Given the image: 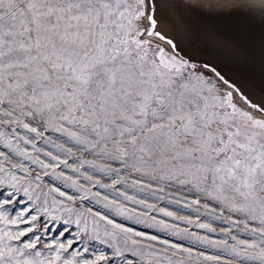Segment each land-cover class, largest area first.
<instances>
[{
	"label": "snow or ice",
	"instance_id": "1",
	"mask_svg": "<svg viewBox=\"0 0 264 264\" xmlns=\"http://www.w3.org/2000/svg\"><path fill=\"white\" fill-rule=\"evenodd\" d=\"M166 7L167 0H0V143L10 153L0 152V264H153L158 255L151 244L134 238L156 236L83 204L74 207L89 199L90 189L56 172L61 163L69 167L67 160L44 152L56 161L45 163L13 145L14 138L41 152L36 143H52L45 136L49 131L83 151L103 154L119 165L113 169L117 176L121 168L166 169L170 176L162 178L174 176L214 204L258 222L260 227L249 229L245 221L253 239L238 240L231 254L264 264V104L252 103L215 66L182 54L174 39L158 30L163 15L157 10ZM189 7L264 21V0H198ZM234 93L246 107L238 106ZM13 157L30 160L41 171L33 176L34 170ZM44 176L62 180L79 195L46 184ZM72 223L80 231L71 232ZM52 232L66 243H45L47 254L35 250L41 233ZM82 234L111 254L98 251L81 259L89 253L86 242L82 252H70ZM24 237L20 247L13 246Z\"/></svg>",
	"mask_w": 264,
	"mask_h": 264
},
{
	"label": "rangeland",
	"instance_id": "2",
	"mask_svg": "<svg viewBox=\"0 0 264 264\" xmlns=\"http://www.w3.org/2000/svg\"><path fill=\"white\" fill-rule=\"evenodd\" d=\"M178 47L180 48L179 45ZM208 75L211 74L208 73ZM234 97L238 102V106L246 107L237 93H234ZM4 130L11 131L10 128ZM17 131L29 138L33 135L25 133L22 129H17ZM45 136L50 137L52 143L46 144L43 140L38 141L36 147L40 148L41 152H36L31 144L25 145L22 141H17L14 138L13 145L19 144L20 149L26 150L32 157H39L45 163H56V161H52L48 156L43 155L44 152L56 155L60 160H67L69 167H65L61 163L56 172H63L65 176L76 180L77 185H84L85 189H90L89 199L77 200L74 207L78 208L83 204L85 208H92L93 211L106 214L125 227L141 231L146 236H156L158 239L155 241L134 237L141 240L142 244L152 245L151 251L158 254L157 257L151 258L153 264H259L258 261L242 260L231 254L232 247L236 245L238 240L251 242L253 239L245 230L247 218L244 214L229 212L219 204H214L203 193H197L191 184L181 185L177 183L174 176L162 178L170 176L166 169L164 172H158L155 166L153 168L143 166L141 172H136L132 169L121 168L120 174L117 176L113 169L118 168L119 165L107 159L103 154L94 155L83 151L80 145H76L73 141L68 140L66 136L56 132H46ZM58 146H62L64 150L70 148L72 150L71 154H66L63 150L58 151ZM0 152L10 155L9 150L4 147L3 143H0ZM2 159L0 157V160ZM13 160L15 162L22 161L26 167L34 170L33 176L36 171H41L30 160H23L22 157H13ZM9 166L5 163L6 168ZM47 171L51 172L52 169L49 168ZM145 172L148 174H144ZM16 174L18 176L24 175L21 172ZM84 175L91 176V181L85 180ZM43 180L46 184L59 186L61 190L71 195H79L72 188L64 187L62 180H56L50 176H44ZM114 181L119 182L114 183ZM68 183H71V181H68ZM95 193H99V196L94 195ZM129 197L132 199H128ZM197 199L199 204L193 203ZM205 205H208V207H205ZM120 209H123V214ZM161 209L171 212L172 215H163ZM63 215L66 217L68 214L63 213ZM232 221H236V223ZM247 224L249 229L260 227L258 222L251 220H247ZM200 225H207L208 227H201ZM88 227L90 231L92 227L91 220H89ZM67 228L71 232L80 231L74 223L67 225ZM209 228H212L213 231H209ZM41 235L42 240L35 250L45 254L48 253V249L43 246L45 243H53L57 239L66 243V240L57 237L55 232L47 235L41 233ZM233 236L236 237V240L232 239ZM67 238L76 239L74 236H68ZM27 240L28 237H24L20 242L13 241L12 244L14 247H20ZM79 240L80 242L74 243L73 248L69 251L79 248L82 252L86 242L89 253H84L80 257L81 259L85 257L94 258L91 254L98 251L111 254L112 250L107 248L106 245L88 240L87 236L83 234ZM159 240H165L168 244H160ZM171 244L178 245L179 248H171ZM241 250H243L242 246ZM125 256L128 257L130 254L126 253ZM206 256L219 257V259L209 260L205 259Z\"/></svg>",
	"mask_w": 264,
	"mask_h": 264
},
{
	"label": "bare ground",
	"instance_id": "3",
	"mask_svg": "<svg viewBox=\"0 0 264 264\" xmlns=\"http://www.w3.org/2000/svg\"><path fill=\"white\" fill-rule=\"evenodd\" d=\"M184 1L190 5L198 2V0ZM161 14L163 23L158 30L173 38L185 54L188 50L186 44L191 43L192 48L198 52L207 51L221 58L237 75L236 78L223 76L234 83L252 103L264 104V21L248 20L238 15L209 13L205 19L202 16L203 12L178 0H167V7L163 12L161 13L159 8L157 10L158 17ZM211 33L222 38L218 39L217 36L215 39ZM217 45L226 48L223 49L224 52H220ZM245 82L255 84L259 91Z\"/></svg>",
	"mask_w": 264,
	"mask_h": 264
},
{
	"label": "water",
	"instance_id": "4",
	"mask_svg": "<svg viewBox=\"0 0 264 264\" xmlns=\"http://www.w3.org/2000/svg\"><path fill=\"white\" fill-rule=\"evenodd\" d=\"M180 1L184 5H186V4L190 5L188 2H185L184 0H178V2H180ZM198 10L203 12L202 16L206 19V16H207L208 12L206 10L204 11L202 9H198ZM211 34L214 36L215 39H217L216 38L217 36H218V39L222 38V37H220L217 34H214V33H211ZM209 36H210V34H209ZM186 45H187V48H188V50H186L187 51L186 52L187 55L192 56V58H194L195 60H198V61H201V62H205V63H209V64L215 66L216 69H218L220 72H222V75H229V76H231L233 78L237 77L236 72L234 70H233L234 72H232V70L228 68V65H226V63H224L221 58H218L217 56H214V54H210L207 51H203V52L201 51V53H200L195 48L194 49L192 48V44L191 43L190 44H186ZM221 46L222 45H217V48H218V50H220V52L221 51L224 52L223 49H226V48H223ZM182 54H184V52ZM245 83L248 84L247 82H245ZM248 85L251 88H254V89L259 91L258 86H256L255 84L254 85L248 84Z\"/></svg>",
	"mask_w": 264,
	"mask_h": 264
}]
</instances>
